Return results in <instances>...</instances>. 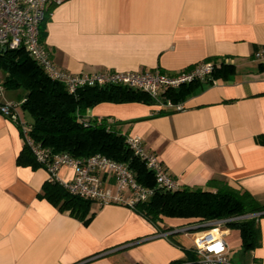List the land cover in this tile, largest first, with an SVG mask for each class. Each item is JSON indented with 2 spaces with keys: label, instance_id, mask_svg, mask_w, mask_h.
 Returning <instances> with one entry per match:
<instances>
[{
  "label": "crops",
  "instance_id": "obj_1",
  "mask_svg": "<svg viewBox=\"0 0 264 264\" xmlns=\"http://www.w3.org/2000/svg\"><path fill=\"white\" fill-rule=\"evenodd\" d=\"M43 23L51 60L73 73L176 72L215 61L222 69L187 93L181 111L161 113L143 100L102 101L87 115L141 137L181 186L223 180L264 204V62L254 56L264 46V0H63ZM24 94L5 89L4 98ZM23 146L20 128L0 114V264L195 261L181 241L185 234L156 236L187 227L188 219L162 217L156 227L127 206L95 201L88 223L60 211L39 196L45 168L17 163ZM59 175L71 180L74 169L62 167ZM257 223L259 243L243 263L264 264V214ZM231 229L241 245L235 228L225 227L224 239Z\"/></svg>",
  "mask_w": 264,
  "mask_h": 264
},
{
  "label": "trees",
  "instance_id": "obj_2",
  "mask_svg": "<svg viewBox=\"0 0 264 264\" xmlns=\"http://www.w3.org/2000/svg\"><path fill=\"white\" fill-rule=\"evenodd\" d=\"M220 69L222 67H215L212 76ZM0 71L5 74L1 79L5 89L25 90L21 107L23 112L31 117L26 121L33 141L49 148L51 153H67L78 160L100 153L113 160L125 162L133 170L140 184L155 186L152 171L134 155L126 142L127 135L117 127V123H110L104 117L87 115L89 108L102 101L143 100L152 103L146 94L121 86H86L70 93L63 83L49 78L22 48L6 49L0 53ZM199 83L202 82H193L167 92L168 96L174 102L183 101L187 93ZM17 163L41 166L35 161L25 143L17 156ZM39 196L83 223H88L93 216V213H90L92 200L70 194L57 181L47 179ZM134 211L158 227L162 217L184 218L201 224L214 219L264 212V204H260L246 190L232 187L223 180L211 179L205 188L180 186L176 190H165L156 187L150 199L137 203ZM260 215L227 224V227L239 231L241 246L244 249L253 248L259 243L260 229L257 219ZM201 229L203 228L197 230ZM167 230L169 228L165 229ZM186 251L192 259L194 256L190 249ZM183 263L184 261H179L175 264Z\"/></svg>",
  "mask_w": 264,
  "mask_h": 264
},
{
  "label": "built area",
  "instance_id": "obj_3",
  "mask_svg": "<svg viewBox=\"0 0 264 264\" xmlns=\"http://www.w3.org/2000/svg\"><path fill=\"white\" fill-rule=\"evenodd\" d=\"M62 1L0 0V53L6 49L22 48L49 78L63 83L70 93L86 86H121L146 94L152 104L159 108V112H175L184 109L183 101H172L167 92L212 78L216 67L215 61H202L176 72L154 68L145 72L101 70L73 73L56 66L41 42L40 31L49 8ZM254 56L264 62V46L257 49ZM4 93L5 87L0 80V114L15 122L20 128L24 143L35 161L47 171V179L59 182L70 194L95 201L99 205L113 203L134 210L137 203L150 199L156 187L176 190L181 186L158 156L144 146L139 136L127 135L126 142L134 155L138 156L146 168L152 171L155 179L154 187L140 184L127 163L113 160L100 153L82 160L75 159L67 153H51L49 148L32 140L29 135V124L17 109L18 103L6 100ZM65 166L74 169V177L68 181L63 180L59 175L60 169ZM106 176L108 181H112V187L105 185ZM257 215L231 216L187 226L197 229L205 228L193 230L190 251L195 261H186L183 264H259L255 259L246 263L230 261L229 247L224 239L225 228H223L228 222ZM187 227L159 231L156 236L167 238L173 233L187 231Z\"/></svg>",
  "mask_w": 264,
  "mask_h": 264
},
{
  "label": "rangeland",
  "instance_id": "obj_4",
  "mask_svg": "<svg viewBox=\"0 0 264 264\" xmlns=\"http://www.w3.org/2000/svg\"><path fill=\"white\" fill-rule=\"evenodd\" d=\"M2 72L0 71V77L1 76ZM16 89H21V88H9L7 89L8 93L9 91H13V90H16ZM11 101H15L18 103V111L20 112L21 116L25 119V120H30L31 117L29 116L28 113L26 112H23L22 110V107L20 105L21 103V100L18 99V100H11ZM188 222L190 223H196L194 222V220H189ZM190 223H187V225L185 226H191ZM198 224V222H197ZM227 227V225H224L223 228ZM182 228V227H180ZM205 228V227H203ZM207 228V227H206ZM184 234L186 236H184ZM190 234V235H189ZM175 235L177 236H184L181 240L186 246L187 248H189L190 246H192V242H193V231H179L177 232ZM192 239V240H191ZM228 242V245H229V251H228V258L230 261L232 262H237V263H243L245 262V258L248 256L249 254V249H244L241 245H240V240H238L237 238V235H236V232L231 229V234L227 237V240Z\"/></svg>",
  "mask_w": 264,
  "mask_h": 264
},
{
  "label": "water",
  "instance_id": "obj_5",
  "mask_svg": "<svg viewBox=\"0 0 264 264\" xmlns=\"http://www.w3.org/2000/svg\"><path fill=\"white\" fill-rule=\"evenodd\" d=\"M264 214V212H261V215ZM196 227H187V231H193L196 230Z\"/></svg>",
  "mask_w": 264,
  "mask_h": 264
}]
</instances>
